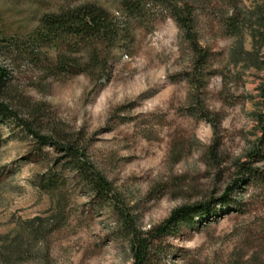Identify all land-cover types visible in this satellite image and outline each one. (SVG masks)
Segmentation results:
<instances>
[{
    "label": "rangeland",
    "instance_id": "rangeland-1",
    "mask_svg": "<svg viewBox=\"0 0 264 264\" xmlns=\"http://www.w3.org/2000/svg\"><path fill=\"white\" fill-rule=\"evenodd\" d=\"M186 2L200 71L170 13ZM86 5L118 27L97 64L85 39L40 36ZM0 104V264H132L119 211L148 232L185 209L203 214L156 238L154 261L264 264V0H0Z\"/></svg>",
    "mask_w": 264,
    "mask_h": 264
},
{
    "label": "trees",
    "instance_id": "trees-1",
    "mask_svg": "<svg viewBox=\"0 0 264 264\" xmlns=\"http://www.w3.org/2000/svg\"><path fill=\"white\" fill-rule=\"evenodd\" d=\"M170 13L178 27L183 31L185 39L191 44L194 66L200 71L203 69L202 65L205 64L209 54L208 51L202 49L198 43V36L195 32L196 21L190 3L186 2L182 6L174 4L170 9ZM229 26L232 29L236 28L233 23H230ZM40 32L42 42H46L50 38L55 40L66 39L69 36H75L89 41L92 46V64H97L95 61L99 60V47L95 45V42L105 39L113 41L118 37V27L115 20L105 10L93 5H86L63 11L58 15L44 17L41 21ZM68 60H60L59 65L64 69L70 65L71 67L80 66L76 61H72V64V62ZM105 68L106 66L104 65L99 70L104 71ZM81 72L84 73L85 71ZM200 74H203V72ZM9 112L10 110L8 107L0 104V117H5ZM29 133L35 138H41L34 131L30 130ZM41 139L45 140L44 137ZM41 142L44 146L49 144L53 145L50 141ZM63 152L66 154L65 158L69 159V162L75 166L78 173L81 174V176L87 177V180H89L91 187L98 197L110 192V185L89 167L88 162L84 159V155L75 143L67 141V145ZM202 214V212L197 213L192 209H185L177 212L160 229L142 232L135 220L128 213L119 211V222L123 226L125 237L128 239L132 252V264H160L159 261H154V240L163 235V233L175 222L187 220L192 224L193 218L199 217Z\"/></svg>",
    "mask_w": 264,
    "mask_h": 264
}]
</instances>
